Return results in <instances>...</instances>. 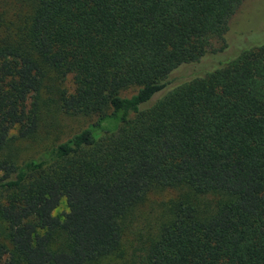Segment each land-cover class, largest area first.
<instances>
[{
  "label": "trees",
  "instance_id": "1",
  "mask_svg": "<svg viewBox=\"0 0 264 264\" xmlns=\"http://www.w3.org/2000/svg\"><path fill=\"white\" fill-rule=\"evenodd\" d=\"M257 3L0 0V264H264V20L241 26ZM60 115L89 121L19 155Z\"/></svg>",
  "mask_w": 264,
  "mask_h": 264
},
{
  "label": "rangeland",
  "instance_id": "2",
  "mask_svg": "<svg viewBox=\"0 0 264 264\" xmlns=\"http://www.w3.org/2000/svg\"><path fill=\"white\" fill-rule=\"evenodd\" d=\"M257 1L258 7L253 8L252 11H248L245 15V17L252 16V18L246 20L243 25L241 24L243 30L250 31L252 28H255L257 24H260L264 20V0ZM246 3L247 2H244L242 6H245ZM65 83L66 85L69 83V78H66ZM135 91L136 87H130L122 90L121 94L129 95ZM88 121L89 118L80 115H60L56 118L54 122L56 126L51 131L48 133L46 131L45 133H39L37 140L32 141V143H19V155L27 156L53 139L64 138L67 135L82 128ZM173 194L174 191L168 189L153 190L146 195L145 199L138 207H135L131 211V214L127 219L128 229L124 234L121 243V253L118 256H113L116 261L127 259V253L131 250L136 249V251H138L141 241L146 236L145 234L149 232L154 226L156 222L155 218L160 213L163 203L168 198L172 197ZM64 209L65 204L64 199L62 198L57 207L53 210V214L57 215ZM122 248L126 250L125 255L122 254Z\"/></svg>",
  "mask_w": 264,
  "mask_h": 264
}]
</instances>
